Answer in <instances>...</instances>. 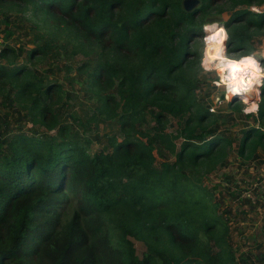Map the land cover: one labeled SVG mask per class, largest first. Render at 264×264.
<instances>
[{
  "label": "trees",
  "instance_id": "trees-1",
  "mask_svg": "<svg viewBox=\"0 0 264 264\" xmlns=\"http://www.w3.org/2000/svg\"><path fill=\"white\" fill-rule=\"evenodd\" d=\"M203 1L202 9L187 13L181 0H0L3 14H9L5 6L12 4V9L19 5L43 17L42 34L40 26L31 22L28 27L37 34L27 59L71 73V81L81 87L79 98L92 95L100 116L120 108L123 133L121 141L113 137L110 147L91 152L90 140L74 138L69 124L58 118L55 105L63 101L61 110L68 111L72 96L63 95L55 76H39L26 65L0 68L6 105L18 107L20 119L30 117L33 124L57 131L47 135L37 129L28 134L0 128V264L38 257L58 245L62 224L56 214L71 191L86 211L67 228L56 264H108L99 251L104 243L116 264H213V247L226 244L218 227L222 219L198 197L202 188L197 184L183 194L185 167L226 157L223 147L230 144L204 128L214 115L195 96L197 73L190 59L200 56L198 40H209L207 48L225 52L224 29L206 26V37L197 23L206 7L218 3ZM230 1L237 8L225 22L227 54L248 56L255 39L264 37V11L256 14L249 7L261 8L264 0ZM10 37L4 38V59L17 56L18 50L7 44ZM192 42L199 44L193 51ZM76 55L82 56L79 65L73 61ZM249 59L244 63L258 68ZM261 94L264 99V84ZM168 116L179 120L185 134L180 144L166 132ZM251 141L264 147V133L247 131L240 155ZM163 150L174 160L158 169ZM88 220L96 222L90 235L81 225ZM135 241L146 247L142 255ZM240 260L247 263L242 256Z\"/></svg>",
  "mask_w": 264,
  "mask_h": 264
},
{
  "label": "rangeland",
  "instance_id": "rangeland-1",
  "mask_svg": "<svg viewBox=\"0 0 264 264\" xmlns=\"http://www.w3.org/2000/svg\"><path fill=\"white\" fill-rule=\"evenodd\" d=\"M217 1L218 3L213 2L214 5L206 7V12L199 15L197 23L202 24V30L206 26L212 25L225 27V22L231 18L237 8L230 0ZM204 6L205 3L201 0L199 8L202 9ZM5 8L9 11V14L1 13L0 9V35L6 39L7 33L11 34L7 44L18 51L17 56L6 57L5 59L0 57V68H11L12 64L14 66L26 65L32 70H36L39 76L43 73L55 76L57 79L54 83L59 82L58 84L63 86V95L68 93L72 96L71 107L68 111L62 112L61 104L63 101L55 105L58 118L64 120V124H69L74 138L81 139L82 142L85 138L90 140L91 152L110 147V140L113 137L121 141L123 133L119 123V116L122 114L120 108H111L108 113L100 116L92 95H81L79 98L77 91L81 87L71 81V73L65 72L60 66H55L53 69L42 62H30L27 59L29 50L36 45L35 36L37 34L28 27L32 22L41 27L38 34H42L46 30L43 17L35 16L30 10L19 5H17V9H12V4L6 5ZM240 8H243V6L238 7V9ZM263 8L264 6L260 8L258 5L249 7L256 14H261L264 11ZM198 42L201 44L198 51L200 56L198 59L196 57L190 59V65L197 73L198 87L195 90V96L202 107L206 109L213 100H224V95L223 87H216L212 83L213 80L218 78V74L216 72H206L202 67L201 60L203 56L201 57V54L209 42L205 40L202 43L201 38ZM198 46L199 44L192 42L190 48L193 51ZM254 46V51L248 56L240 54L229 57L227 50L226 55L225 52L215 54L214 45H210L206 50V55L208 53V59L217 62L218 67L221 68L220 71H225L229 75L230 64L244 63V60L252 55L264 61V37L256 38ZM81 58V55L74 56V63L79 65ZM245 67L248 71L256 70L257 73L261 74V67L258 65V68H250L246 64ZM262 67L264 68V64H262ZM72 76H75V73ZM233 84L234 81L231 79V85L233 86ZM263 84L264 81L261 86H259L260 83L249 86L254 90L256 88V91H253L248 102L239 98H228L230 101H227L219 109V112L213 114L214 116L203 125L204 128L216 131L217 135L230 141V144H225L223 147L222 154H226V157L216 158L213 161L203 159L195 168L192 166L185 167L184 196H187V191H190L193 184H197L202 188V193H199L198 197L208 204L210 212H216L222 219L223 223L218 226L220 234L224 235L226 241V244L222 247L228 250L226 246L228 244L235 258V260L232 259L230 250V253H228L220 247H213L216 254L213 264H244L240 260L241 256L247 261L246 264H264V147L251 141L245 148L243 156L240 155V147L247 131L256 130L264 133V99L261 94ZM239 86L240 83L237 84V87ZM8 88L12 92L10 85ZM243 98H246V96H243ZM3 100L5 98L0 93L1 130L9 128L15 132L18 130L17 128H21L22 132L28 134L31 133V130L36 129L40 133H47V135L57 133L56 130L48 131L46 125L33 124L30 117H24V120L20 119L18 117L19 108L15 109L14 106L6 105ZM115 114L118 116H115ZM178 122L177 118L168 116L166 132L176 137L178 144H180L185 140V134L179 130ZM49 123L51 124V122ZM151 124L154 126V121ZM167 160H174V157L167 150H163L157 157V168L161 169V163ZM65 200L66 202L61 208H58L56 214L61 219L62 224L57 230V233H61V235L55 238L58 245L49 247L38 257L29 256V258H23L21 261L12 264H56L58 259L56 251L60 250L67 241V228L76 214L79 216L84 215L86 211L85 203L78 193L69 192ZM55 221H58V219L56 218ZM95 223V220H88L81 222V225L88 228L90 235ZM69 237L70 235L68 239ZM203 240L205 242L209 241L208 238ZM99 247V251L107 255L108 264H116L111 248L105 243L99 245ZM135 247L138 255H142L146 249L141 242L137 241H135Z\"/></svg>",
  "mask_w": 264,
  "mask_h": 264
},
{
  "label": "built area",
  "instance_id": "built-area-1",
  "mask_svg": "<svg viewBox=\"0 0 264 264\" xmlns=\"http://www.w3.org/2000/svg\"><path fill=\"white\" fill-rule=\"evenodd\" d=\"M206 28L204 29V32L206 33ZM222 28L224 29V31H222V34L225 35L224 36V48H225V55H226V43H227V40H228V33H227V30L225 29V27L222 26ZM206 37H208L206 35ZM208 39V38H207ZM207 42H210L209 40H207ZM209 44V43H208ZM6 45V41L4 39L3 36L0 35V53L2 52L4 46ZM207 48V47H206ZM206 48L203 52V57H202V60H201V63H202V67L203 69L206 71V72H216L218 74V78L213 80L212 83L213 85H215L216 87H223V95H224V100H221V99H216V100H213L211 104H209V112L211 114H216L219 112V109L227 102V101H230V99L226 100V97L227 98H239L243 101H245V98H243L242 95H234L233 93V90L234 88L236 87H232L231 85V79L233 77L230 78V76L228 75L227 72L225 71H220L221 68L218 67L217 65V62L215 61H211L210 59H208L207 55H206ZM253 56V55H252ZM254 57V56H253ZM256 59V61L258 62V64L260 65L261 67V75H262V80L260 82V85L261 86V83H263L264 81V68L262 67V62L261 60L257 59L256 57H254ZM226 73V74H225ZM258 86V87H259ZM259 92V91H257ZM251 95L249 96H246L248 98L251 99Z\"/></svg>",
  "mask_w": 264,
  "mask_h": 264
},
{
  "label": "bare ground",
  "instance_id": "bare-ground-1",
  "mask_svg": "<svg viewBox=\"0 0 264 264\" xmlns=\"http://www.w3.org/2000/svg\"><path fill=\"white\" fill-rule=\"evenodd\" d=\"M213 48L215 49V54L216 53L218 54L219 48L217 46H214ZM207 57L209 58L208 53H207ZM249 60L253 61L255 60V58L251 56ZM229 69H230L229 76L230 78L233 77L232 80L234 81V84L237 85L238 83H240V86L238 87L239 89H241V87L249 88V89L241 90L239 92H236V89L234 88L233 90L234 95L249 96L253 93V91H256V88L254 90L253 88L250 87L254 84H259L261 82L262 75L260 73H257L258 71L256 72V70H252V71L246 70V67L242 62L234 63L232 65L230 64ZM234 84L232 87H234Z\"/></svg>",
  "mask_w": 264,
  "mask_h": 264
},
{
  "label": "water",
  "instance_id": "water-1",
  "mask_svg": "<svg viewBox=\"0 0 264 264\" xmlns=\"http://www.w3.org/2000/svg\"><path fill=\"white\" fill-rule=\"evenodd\" d=\"M201 0H183L182 6L187 13H191L199 8ZM226 99H228L226 97Z\"/></svg>",
  "mask_w": 264,
  "mask_h": 264
},
{
  "label": "crops",
  "instance_id": "crops-1",
  "mask_svg": "<svg viewBox=\"0 0 264 264\" xmlns=\"http://www.w3.org/2000/svg\"><path fill=\"white\" fill-rule=\"evenodd\" d=\"M250 61H252V60H250ZM254 63H256V64L260 67V65L258 64V62L256 61V59L254 60ZM250 71H252V70H250ZM234 85H235V84H234ZM235 87L237 88L238 91H241V90H244V89H245L244 87H241V89H239V88L237 87V85H236Z\"/></svg>",
  "mask_w": 264,
  "mask_h": 264
}]
</instances>
